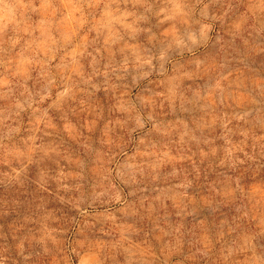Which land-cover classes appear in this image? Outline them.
I'll return each instance as SVG.
<instances>
[{
    "label": "clouds",
    "instance_id": "obj_1",
    "mask_svg": "<svg viewBox=\"0 0 264 264\" xmlns=\"http://www.w3.org/2000/svg\"><path fill=\"white\" fill-rule=\"evenodd\" d=\"M26 186L0 264H264V0H0Z\"/></svg>",
    "mask_w": 264,
    "mask_h": 264
},
{
    "label": "rangeland",
    "instance_id": "obj_2",
    "mask_svg": "<svg viewBox=\"0 0 264 264\" xmlns=\"http://www.w3.org/2000/svg\"><path fill=\"white\" fill-rule=\"evenodd\" d=\"M39 193L32 188L25 187L21 192L12 194L0 191V224L4 225L5 231H13L24 225L23 218L34 214V202ZM20 201L19 206H13L11 199ZM27 226L24 227V231Z\"/></svg>",
    "mask_w": 264,
    "mask_h": 264
}]
</instances>
